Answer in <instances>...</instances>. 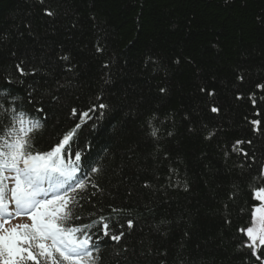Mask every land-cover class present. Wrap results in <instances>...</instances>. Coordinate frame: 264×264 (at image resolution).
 <instances>
[{
    "label": "trees",
    "instance_id": "16d2710c",
    "mask_svg": "<svg viewBox=\"0 0 264 264\" xmlns=\"http://www.w3.org/2000/svg\"><path fill=\"white\" fill-rule=\"evenodd\" d=\"M0 93L41 119L35 151L81 124L73 215L124 232L97 264H264L240 231L264 187V0H0Z\"/></svg>",
    "mask_w": 264,
    "mask_h": 264
},
{
    "label": "snow or ice",
    "instance_id": "6c2138e0",
    "mask_svg": "<svg viewBox=\"0 0 264 264\" xmlns=\"http://www.w3.org/2000/svg\"><path fill=\"white\" fill-rule=\"evenodd\" d=\"M46 14L53 15L51 11ZM17 69L23 74V69L19 66ZM211 110L219 111L215 107ZM72 111L75 114L76 110ZM5 114L9 115V124L3 125L0 119V264H97L96 240L102 235L119 241L124 232L113 234L109 218L104 215L89 223L72 224L74 219L81 220L79 215H73L76 197L90 184L87 175L77 178L81 172V153L69 152L70 142L81 124L64 134L49 151L39 152L35 151L32 139L43 127L41 119L20 110L10 114L0 112V117ZM90 118L89 112H84L81 121ZM259 123L253 121V125ZM156 132L153 128L151 134L155 136ZM242 143L245 142L236 141L233 150L243 152L238 147ZM97 171L91 168V172ZM261 175L264 176V169ZM253 198L260 201V206L252 213L251 225L240 231L246 233L249 241L244 246L255 256L257 249L264 246V187L254 189ZM22 215L31 222L6 227L11 219ZM127 226H133L131 219L127 220Z\"/></svg>",
    "mask_w": 264,
    "mask_h": 264
},
{
    "label": "rangeland",
    "instance_id": "374dc122",
    "mask_svg": "<svg viewBox=\"0 0 264 264\" xmlns=\"http://www.w3.org/2000/svg\"><path fill=\"white\" fill-rule=\"evenodd\" d=\"M259 207V206H258ZM30 219L27 216H18L15 217L14 219H11L9 223L6 225V227H13L16 224H23V223H30Z\"/></svg>",
    "mask_w": 264,
    "mask_h": 264
},
{
    "label": "bare ground",
    "instance_id": "6f19581e",
    "mask_svg": "<svg viewBox=\"0 0 264 264\" xmlns=\"http://www.w3.org/2000/svg\"><path fill=\"white\" fill-rule=\"evenodd\" d=\"M88 220H89V219H88ZM88 220H86V219H81L80 221H77V222H79V223H87Z\"/></svg>",
    "mask_w": 264,
    "mask_h": 264
}]
</instances>
